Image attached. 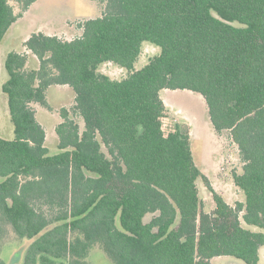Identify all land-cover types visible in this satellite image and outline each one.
I'll return each mask as SVG.
<instances>
[{"label": "trees", "instance_id": "trees-1", "mask_svg": "<svg viewBox=\"0 0 264 264\" xmlns=\"http://www.w3.org/2000/svg\"><path fill=\"white\" fill-rule=\"evenodd\" d=\"M36 0H19L26 10ZM98 16L71 39L41 31L6 55L14 137H0V251L7 231L28 241L23 264H90L99 244L115 264H259L264 246V0H92ZM0 0V42L17 21ZM143 42L160 48L139 69ZM126 70L121 79L98 71ZM74 92L46 146L36 105L47 90ZM163 90L200 94L216 133L236 145L244 201L212 193L203 209L187 128L165 133ZM252 225L259 231L245 227ZM3 239V240H2ZM0 264H6L0 256Z\"/></svg>", "mask_w": 264, "mask_h": 264}, {"label": "rangeland", "instance_id": "rangeland-1", "mask_svg": "<svg viewBox=\"0 0 264 264\" xmlns=\"http://www.w3.org/2000/svg\"><path fill=\"white\" fill-rule=\"evenodd\" d=\"M17 21L9 28L0 42V137L12 140L13 124L8 111L7 95L2 91V85L7 79L5 69L6 55L10 51H20L23 40L31 33L42 31L56 35L62 39H71L78 34V23L85 18L100 14L103 3L92 0H36L26 10L22 9L19 0H9ZM160 48L152 43L143 42L141 53L135 62V69L141 68L148 59L158 55ZM28 67H36V61L29 55ZM98 71L113 79H121L126 70L114 63H103ZM160 96L166 106L162 118L165 133L173 130L176 123L184 125L190 136V144L195 163L208 179L211 190L201 179L197 180L198 195L203 203V209L214 208L212 193L219 194L226 202L234 205L244 201V194L233 183V173L240 174L242 164L238 149L231 141L227 132L216 133L210 122L207 107L203 97L188 90H163ZM74 97L70 87L51 86L47 90V100L51 110L36 105V118L46 130V146L50 153L57 152V137L54 131L60 121L57 114L63 106H69ZM252 231L260 229L245 225ZM0 251V256L6 264H23V254L28 241L14 240L7 231ZM2 239V240H3ZM87 261L90 264H115L99 244L89 251ZM259 264H264V256H260ZM212 264H246L234 257H218Z\"/></svg>", "mask_w": 264, "mask_h": 264}, {"label": "crops", "instance_id": "crops-1", "mask_svg": "<svg viewBox=\"0 0 264 264\" xmlns=\"http://www.w3.org/2000/svg\"><path fill=\"white\" fill-rule=\"evenodd\" d=\"M42 32V31H41ZM45 34H49V33H45ZM26 40V38L23 40V42ZM18 52H27L28 54H29V52L28 51H26L25 50V47L23 46V48L20 50V51H18ZM30 55V54H29ZM31 56V55H30ZM32 58H34V57H32ZM56 87H67V86H56ZM264 256V246H262L261 248H260V250H259V259H260V256ZM216 258H218V257H216Z\"/></svg>", "mask_w": 264, "mask_h": 264}]
</instances>
